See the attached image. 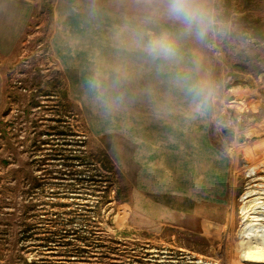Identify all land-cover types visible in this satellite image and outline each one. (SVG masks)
Returning <instances> with one entry per match:
<instances>
[{
  "label": "rangeland",
  "instance_id": "rangeland-1",
  "mask_svg": "<svg viewBox=\"0 0 264 264\" xmlns=\"http://www.w3.org/2000/svg\"><path fill=\"white\" fill-rule=\"evenodd\" d=\"M11 1L35 12L19 46L0 51V264H264V223L247 209L264 200V0L217 2L231 30L203 58L215 65L209 133L228 178L195 210L137 188L115 99L107 109L93 87L101 15L117 0Z\"/></svg>",
  "mask_w": 264,
  "mask_h": 264
},
{
  "label": "crops",
  "instance_id": "crops-1",
  "mask_svg": "<svg viewBox=\"0 0 264 264\" xmlns=\"http://www.w3.org/2000/svg\"><path fill=\"white\" fill-rule=\"evenodd\" d=\"M157 2L117 0L114 13L101 15L103 94L111 98L107 109L113 106L112 98L115 99L119 116L115 134L131 147L137 188L145 194L174 195L186 204L181 205V210H195L203 195L220 193L221 184L228 178V158L223 154L221 157L220 150L213 145L209 133L211 107L195 111L184 93L171 83L168 69L148 61L126 43V26L153 17ZM30 12L26 4L0 0L1 52L8 53L15 48L21 36L18 35L20 24L28 25ZM175 27L174 30L179 26ZM183 47L187 59L193 55L200 57L203 71L214 80L215 65L208 55L203 58L205 44L187 38ZM117 66L127 70L128 79L113 87V69ZM1 86L0 74V100Z\"/></svg>",
  "mask_w": 264,
  "mask_h": 264
},
{
  "label": "clouds",
  "instance_id": "clouds-1",
  "mask_svg": "<svg viewBox=\"0 0 264 264\" xmlns=\"http://www.w3.org/2000/svg\"><path fill=\"white\" fill-rule=\"evenodd\" d=\"M218 0H160V9L153 17L126 26V43L135 48L148 61L169 71L171 83L189 99L195 111L209 108L219 93V85L202 68L200 57L189 60L183 47L187 38L201 44L229 35L231 23L225 20L217 7ZM159 16L176 22V30L153 27ZM128 79L124 67L113 69V87ZM93 87L103 94L105 84L97 79Z\"/></svg>",
  "mask_w": 264,
  "mask_h": 264
},
{
  "label": "bare ground",
  "instance_id": "bare-ground-1",
  "mask_svg": "<svg viewBox=\"0 0 264 264\" xmlns=\"http://www.w3.org/2000/svg\"><path fill=\"white\" fill-rule=\"evenodd\" d=\"M254 190V189H253ZM253 190L250 189V191L248 192L246 199L253 195ZM263 197L262 196H256L251 198L248 202V206L247 209L249 211L250 214H254L252 215V217L260 222L264 223V200L261 201Z\"/></svg>",
  "mask_w": 264,
  "mask_h": 264
},
{
  "label": "trees",
  "instance_id": "trees-1",
  "mask_svg": "<svg viewBox=\"0 0 264 264\" xmlns=\"http://www.w3.org/2000/svg\"><path fill=\"white\" fill-rule=\"evenodd\" d=\"M36 9V8H35ZM34 12H35V10H34ZM34 12H33V14H32V17L34 16ZM32 20V19H31ZM31 20L29 21V24H28V27L27 28H29L30 27V25H31ZM27 33V29L25 30V32H24V35ZM19 43H20V39H19V41H18V43H17V45H16V48L19 46ZM62 73V78H64V73L63 72H61Z\"/></svg>",
  "mask_w": 264,
  "mask_h": 264
}]
</instances>
